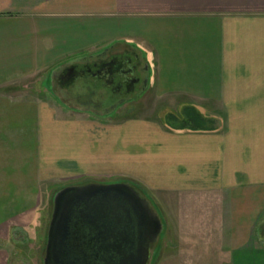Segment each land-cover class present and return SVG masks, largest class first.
I'll return each mask as SVG.
<instances>
[{
    "label": "crops",
    "instance_id": "obj_1",
    "mask_svg": "<svg viewBox=\"0 0 264 264\" xmlns=\"http://www.w3.org/2000/svg\"><path fill=\"white\" fill-rule=\"evenodd\" d=\"M113 45L145 62L157 111L77 118L44 96L45 76ZM96 177L158 209L151 264H264V0H0V264L45 192Z\"/></svg>",
    "mask_w": 264,
    "mask_h": 264
},
{
    "label": "water",
    "instance_id": "obj_2",
    "mask_svg": "<svg viewBox=\"0 0 264 264\" xmlns=\"http://www.w3.org/2000/svg\"><path fill=\"white\" fill-rule=\"evenodd\" d=\"M162 231L158 209L131 182L67 185L52 198L41 264H151Z\"/></svg>",
    "mask_w": 264,
    "mask_h": 264
},
{
    "label": "flooded vegetation",
    "instance_id": "obj_3",
    "mask_svg": "<svg viewBox=\"0 0 264 264\" xmlns=\"http://www.w3.org/2000/svg\"><path fill=\"white\" fill-rule=\"evenodd\" d=\"M146 79L140 56L117 45L69 62L47 76L49 91L61 105L98 116L115 112L130 92L145 87Z\"/></svg>",
    "mask_w": 264,
    "mask_h": 264
},
{
    "label": "rangeland",
    "instance_id": "obj_4",
    "mask_svg": "<svg viewBox=\"0 0 264 264\" xmlns=\"http://www.w3.org/2000/svg\"><path fill=\"white\" fill-rule=\"evenodd\" d=\"M33 81L34 80H29L28 81L29 85H32L31 83ZM79 84L80 83L76 82L77 86ZM42 85H43L44 96L45 97H51V94H49V92L47 91L49 87H48V82H47L46 76L43 80ZM102 89H105V91L109 92V90L107 88H105V86ZM144 89L145 88H143L142 90L137 89L134 92H130L129 93L130 96H128L127 100L124 101V103L118 107L117 111L111 112L108 115L111 116L113 119L115 118V116L117 117L118 113L125 115V116L130 115V114L138 112L139 109L138 110H134V109L138 108V106H140V105H142V106L147 105L148 110L154 112V110H156L155 108L158 107L157 105H160L158 103L159 101H157L153 95L148 93L147 90L144 91ZM143 91H144V93H143ZM60 107H61V109H63V112L64 111L67 112V110L65 108H63L62 106H60ZM160 109H162L161 112L164 110V108L162 106H160V108L158 110H160ZM166 109L167 108H165V110ZM116 112H118V113H116ZM177 112L182 113L180 110H178ZM70 115L77 117V118H88V119H99V117H100L98 115H93L90 113H87V114L75 113L74 115H73V113H70ZM163 116H164V121H166L167 124L175 125V124H173L176 122L173 120L175 118L174 117L175 115H173V113L170 110L166 111L163 114ZM181 116L184 117L182 114H181ZM85 181L111 183V182H117L119 180L114 179V178L103 179V178H99V177H96V178H76L73 180L65 181L59 185L55 184L54 186H52L50 188L49 192H45L46 196H45V199L43 202L44 205L40 206L36 209V213L33 216V218H29L32 220H30L27 223V226H26L27 229H23L20 226H15V227L11 228V237L9 239H7L4 242V244L6 246L12 248V251H14V249L16 248V249H20V251L23 252V254H21V255L20 254L19 255H11L10 256L11 264H34L35 261L37 264V258L39 260V258L42 256V253H43V247H44V243H45L46 225H47L48 216H49V213L51 210L53 195L58 190L63 188L64 186L73 185V184H80V183H83ZM33 248L37 249L38 255L36 254V256H35V254L31 253V249H33Z\"/></svg>",
    "mask_w": 264,
    "mask_h": 264
},
{
    "label": "trees",
    "instance_id": "obj_5",
    "mask_svg": "<svg viewBox=\"0 0 264 264\" xmlns=\"http://www.w3.org/2000/svg\"><path fill=\"white\" fill-rule=\"evenodd\" d=\"M173 120L176 121L173 124L181 128H187V126L189 127V129L193 130H204L211 128L210 126H208V119L195 112L194 110H188L184 115L182 121H178L176 117Z\"/></svg>",
    "mask_w": 264,
    "mask_h": 264
}]
</instances>
